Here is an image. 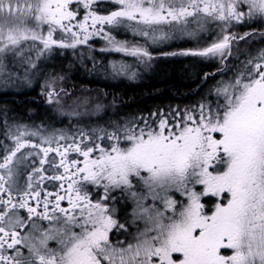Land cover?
Returning <instances> with one entry per match:
<instances>
[{
  "label": "snow or ice",
  "instance_id": "obj_1",
  "mask_svg": "<svg viewBox=\"0 0 264 264\" xmlns=\"http://www.w3.org/2000/svg\"><path fill=\"white\" fill-rule=\"evenodd\" d=\"M253 23L264 24V0H0V86L43 78L46 104L78 118L49 130L0 108V264H264V48L244 60L233 51L264 28L232 30ZM121 29L139 41L118 39ZM93 37L136 61H109L113 78L135 79L177 37L209 42L162 55L217 61L204 80L222 78L182 111L83 125L107 106L66 104V76L47 65L70 50L98 74L95 57L77 54ZM116 192L132 202L130 220L118 218ZM137 221L131 241H113Z\"/></svg>",
  "mask_w": 264,
  "mask_h": 264
},
{
  "label": "trees",
  "instance_id": "obj_2",
  "mask_svg": "<svg viewBox=\"0 0 264 264\" xmlns=\"http://www.w3.org/2000/svg\"><path fill=\"white\" fill-rule=\"evenodd\" d=\"M111 7V2H107ZM264 28V24L253 23L251 28L247 24L243 26H237L232 29L234 32L243 33L250 31L251 29L260 30ZM122 40L127 39L129 41H139L137 37L129 36L124 33L121 36ZM256 38H259L256 40ZM254 38V43H241L239 45L240 52L236 53V46L234 45V54L239 55V60L245 59V52L250 49L253 50L256 46H264V38L259 35ZM195 40L188 39L179 43L176 41L175 44H171L170 48L166 49H155L153 52L154 59L152 60L150 67L141 66V74L138 81H125L116 80L117 78L110 79L105 77V74L101 71L104 67L102 64H106L111 61L113 55L115 57L121 56L115 52H101V49L89 51L83 48L77 49V54L83 52L86 57H95L97 62V73L90 74L86 69H91L93 64L91 60H85L81 63L79 59L73 57L72 53L65 55L70 56L71 65L66 67L63 64L65 57H58V60L54 67L50 68L49 72L65 71L68 73V78L65 80V84L69 91L73 92V96H92L91 102L96 101L99 93H106L107 95L99 96L98 103L106 105L107 115L104 113L92 114L89 118L85 119L83 124H92L93 118L97 119L98 124L104 125L105 121L111 119L123 120L130 118L131 116H140L139 114L151 113L160 109L169 111L170 109L176 110L179 107L183 110L185 106H191L197 104L202 98L206 96V93L211 85H214L221 75H216L215 78H209L206 82L204 80L205 73H213L220 64L217 61H209L202 58H193L190 56L180 55H162V53H173L178 52L177 49L192 48L197 46H204L206 42L203 41L194 42ZM142 42V41H140ZM166 56L165 58H161ZM69 63V64H70ZM238 63L235 59L228 61L229 65ZM56 65V66H55ZM68 65V64H67ZM157 65V67H156ZM156 67V68H155ZM231 75L230 72L224 76ZM85 89H91L92 91H83ZM99 90V93L96 91ZM115 99V103H113ZM27 103V102H25ZM23 105V104H22ZM20 113L23 115L27 113L28 107L20 105ZM25 109V110H24ZM45 107H36V120H47L52 121L54 117L49 113H44L45 117L40 116L41 112L45 111ZM82 110V109H80ZM47 111V110H46ZM88 116V115H87ZM100 117H103L102 119ZM53 123V122H52ZM106 126V125H105Z\"/></svg>",
  "mask_w": 264,
  "mask_h": 264
},
{
  "label": "flooded vegetation",
  "instance_id": "obj_3",
  "mask_svg": "<svg viewBox=\"0 0 264 264\" xmlns=\"http://www.w3.org/2000/svg\"><path fill=\"white\" fill-rule=\"evenodd\" d=\"M108 2H112V1L109 0ZM67 53L69 54L72 52L69 50ZM57 61L58 60H56V59L54 61H51L47 65V71L50 68L54 67L53 64H55ZM72 63L73 62H71L70 64L65 65V66L68 67ZM86 96L93 99L92 96H89V95H86ZM25 102H27V103H25ZM45 103H46L45 98H44V96L41 95V89H39V87H37V86L34 88H30L29 90L22 91V92L19 91L18 89L10 90L9 88H5L4 86H1V89H0V108L6 107L7 109H9V112H8L9 117L14 116L19 122H21V117L24 118L27 115H31L28 119L36 118V107L37 106H42V107L47 106V104H45ZM20 105L23 107H26V108L28 107V109H26V110H28L27 113H24L23 115H21L20 108H19ZM44 113H48V111L45 110ZM96 115L97 114H95V116ZM3 119H4L3 116L0 115V141H4L3 133L5 132V129L3 127ZM42 123L44 125L50 124V126L45 125V127L49 130L61 129V128H64V125H66V124L61 125V124L51 123L50 121H47V120H43ZM96 124H98L97 119L93 118L92 124H83V125L95 126ZM72 125L74 126V124H72ZM65 128H68V126H66ZM5 143H7V141H5ZM114 195H116L118 197V202L115 205V207L118 210V218L120 219L121 222H124L126 218L130 220L131 217L127 216V213L131 212L132 202L130 200L126 201L123 197H121V194L119 192L114 193ZM144 226L145 225L142 221H137L135 226L129 227V232H128L127 237L123 234L117 236L115 234V232H113L111 234L112 239L114 242L117 239H119V240L128 239L129 241H131L132 236L135 234V232L138 229H142Z\"/></svg>",
  "mask_w": 264,
  "mask_h": 264
},
{
  "label": "rangeland",
  "instance_id": "obj_4",
  "mask_svg": "<svg viewBox=\"0 0 264 264\" xmlns=\"http://www.w3.org/2000/svg\"><path fill=\"white\" fill-rule=\"evenodd\" d=\"M109 0H103V4H104V6L105 7H109V5L108 4H106L107 2H108ZM112 1V0H111ZM110 9V8H109ZM124 33H126V34H128L129 36H132V34L130 33V32H126L125 30H123V29H121L119 32H117V33H114V35H116L117 36V38L118 39H121L122 40V38H121V36H122V34H124ZM215 34V33H214ZM213 34V35H214ZM138 39H139V37H137ZM256 38V37H255ZM188 39H191V38H188V37H177V38H175V39H169V40H167V41H165V42H163V43H161V44H159L158 46H156L155 47V49L157 50V49H166V48H170L172 45V43L173 44H175V42L176 41H179V43H181V41H182V43H186V42H183V41H185V40H188ZM259 38H256V40H258ZM193 40V39H192ZM203 41H205L203 38L201 39V41L200 42H203ZM194 42H196V41H194ZM90 44H91V47H92V49H93V51H95V50H99V49H101V48H104V47H106V45H105V42H104V40L102 39V38H100V37H93L92 38V40L90 41ZM258 48H264V46H256L254 49H258ZM85 49H87V48H83V50L84 51H86ZM183 49H186V48H183ZM253 49V50H254ZM88 50V49H87ZM177 50H180V49H177ZM120 54V53H119ZM253 54H255L254 53V51H253ZM121 56H119V57H115L114 55H113V57H111L112 58V60L111 61H113V60H115V61H120V60H125L126 62H128L129 64H132L134 67L136 66V61L132 58V57H129V56H125V55H123V54H120ZM166 56H162L161 58H165ZM69 61H70V56L69 55H65V58H64V61H63V64H69ZM109 62V61H108ZM107 62V63H108ZM50 63V62H49ZM48 63V64H49ZM107 63L106 64H102L103 65V67H105L106 65H107ZM152 63V62H151ZM93 67V66H92ZM156 67H157V65H156ZM155 67V68H156ZM103 73H104V71H103V69L101 70ZM60 74H62V75H65L66 76V79L68 78V73L67 72H65V71H58ZM137 72H138V75L136 76V78L135 79H130V78H128V77H126V76H119L118 77V79H115L114 81H116V80H119V81H121V80H125V81H129V82H131V81H138V78L140 77V74H141V66L140 67H138L137 68ZM105 74V73H104ZM230 76V75H229ZM105 77H108V78H110V79H112L113 80V77L111 76V75H106L105 74ZM117 78V77H116ZM222 78V76L218 79V80H220ZM223 78H225V79H227L228 78V76H223ZM43 78H40L38 81H33V83L29 86V85H21V84H19V83H17L16 85H13V86H9V87H5V88H9L10 90H16V89H18L19 91H25V90H29L30 88H34V87H39V89H41V85L43 84V80H42ZM65 89H68V87H67V84H63L62 85ZM212 86V85H211ZM0 89H1V86H0ZM69 90V89H68ZM208 91H209V89H208ZM207 91V92H208ZM207 94V93H206ZM75 97L76 96H74V97H71V98H68V99H66V101H65V103L66 104H68V105H72V100L73 99H75ZM78 97V96H77ZM79 97H84V96H79ZM208 99H211V100H215V97L214 96H209V97H207ZM96 103H98V99L96 100V101H94L93 102V100H92V102H91V104H90V106H94ZM46 104V103H45ZM46 109L45 110H47L48 111V113L49 114H51L53 117H54V119L52 120V121H50V122H53V123H56V124H61V125H63L62 123H66V125H64V128L66 127V126H70L71 124H74V125H76L77 124V121H78V118L77 117H73V116H69V115H67V114H61V113H59V112H57L56 110H55V106H49V105H47V106H44ZM70 110V109H69ZM79 111H83V109L82 110H80V109H78ZM165 113H167L168 111H165L164 109H162ZM172 110H174V109H172ZM182 111V110H181ZM154 112H156V111H154ZM46 114V113H45ZM45 114H44V112H41L39 115L40 116H43V117H45ZM148 114L149 113H143V114H139V115H144V116H148ZM31 115H27L26 117H21V123H25V124H29V125H32V126H39V125H41V124H43L42 122H43V120H34V119H37V118H32V119H28L29 117H30ZM36 117H38V116H36ZM90 116H87V115H85V116H82V117H80L79 118V120H80V123L81 124H83V120H84V118L85 119H87V118H89ZM27 119V120H26ZM68 124V125H67ZM44 125V124H43ZM46 126H50V124H45ZM44 125V126H45ZM174 196H175V198L176 199H180V196H179V194L178 193H174L173 194ZM148 203H151V200H149L148 201Z\"/></svg>",
  "mask_w": 264,
  "mask_h": 264
}]
</instances>
